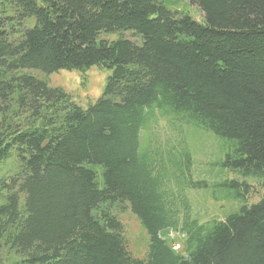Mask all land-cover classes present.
I'll use <instances>...</instances> for the list:
<instances>
[{
    "label": "trees",
    "instance_id": "trees-1",
    "mask_svg": "<svg viewBox=\"0 0 264 264\" xmlns=\"http://www.w3.org/2000/svg\"><path fill=\"white\" fill-rule=\"evenodd\" d=\"M190 2L203 21L163 0H4L0 164L14 153L18 168L1 183L0 241L19 256L11 264H264V0ZM114 32L137 41L97 40ZM93 65L110 74L86 108L22 72ZM160 121L176 135L159 137ZM183 128L222 141L218 164L243 178L221 179L214 198L238 203L253 178L258 201L193 217L186 190L209 184L193 178ZM124 207L148 235L144 258L113 212Z\"/></svg>",
    "mask_w": 264,
    "mask_h": 264
},
{
    "label": "rangeland",
    "instance_id": "rangeland-1",
    "mask_svg": "<svg viewBox=\"0 0 264 264\" xmlns=\"http://www.w3.org/2000/svg\"><path fill=\"white\" fill-rule=\"evenodd\" d=\"M163 3L171 10L188 13L195 20L203 21L202 11L196 5L192 4L190 0H163ZM11 13L8 6L4 7V0H0V16H9ZM33 23L34 18L29 17L24 20L23 25L28 27L33 25ZM120 36L137 41V38L134 37L131 32H122L120 35L117 32L100 33L97 40H114ZM22 72H30L39 78L46 79L50 86L62 88L71 96L76 104L84 108L89 104H93L101 97L107 77L110 74L109 70L97 65L83 70L61 69L49 75L38 70L25 69L22 70ZM154 130L158 133V136L163 139L176 135L164 121H160L158 128H154ZM183 133L194 151L195 164L193 178L205 179L209 184V189L189 188L186 190V194L190 200L191 214L193 217L198 218L200 221L222 219L243 203L252 204L258 201L262 189L255 184L253 178H245L248 183L253 185V191L238 203L231 202V200L223 197H219L218 199L214 198L210 194L212 190H214L217 195L225 191L224 188L217 185L221 179L227 177L242 180L243 178L238 173L220 167L218 162L223 158L226 148L223 146L222 141V144L221 142L219 144V140L215 139L216 137L212 133L199 130L190 131L186 128H183ZM145 141L146 138L144 139V142ZM17 168L18 163L14 153L0 164V204L7 194V190L2 188L1 183L3 180L8 181V178L13 176ZM113 212L117 214L122 224L129 251L137 258H144L148 246V235L136 216H134L127 207H124L122 210H113ZM8 229L6 235L9 233ZM173 237L176 241H181V235L178 233L174 234ZM6 241V236L0 241V264H11L19 258V256L7 246Z\"/></svg>",
    "mask_w": 264,
    "mask_h": 264
},
{
    "label": "built area",
    "instance_id": "built-area-1",
    "mask_svg": "<svg viewBox=\"0 0 264 264\" xmlns=\"http://www.w3.org/2000/svg\"><path fill=\"white\" fill-rule=\"evenodd\" d=\"M174 249H179V244L178 243H175V244H173V246H172Z\"/></svg>",
    "mask_w": 264,
    "mask_h": 264
}]
</instances>
